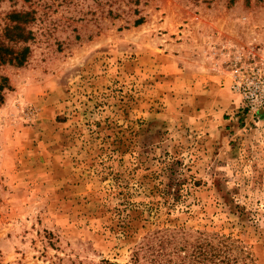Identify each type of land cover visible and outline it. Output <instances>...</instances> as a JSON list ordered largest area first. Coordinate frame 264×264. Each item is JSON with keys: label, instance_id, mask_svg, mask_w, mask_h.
I'll return each mask as SVG.
<instances>
[{"label": "rangeland", "instance_id": "rangeland-1", "mask_svg": "<svg viewBox=\"0 0 264 264\" xmlns=\"http://www.w3.org/2000/svg\"><path fill=\"white\" fill-rule=\"evenodd\" d=\"M257 66L264 0H0V264H133L177 232L264 264Z\"/></svg>", "mask_w": 264, "mask_h": 264}, {"label": "trees", "instance_id": "trees-1", "mask_svg": "<svg viewBox=\"0 0 264 264\" xmlns=\"http://www.w3.org/2000/svg\"><path fill=\"white\" fill-rule=\"evenodd\" d=\"M142 23L143 19L140 18L135 22V25ZM15 29L20 30L19 27H15ZM23 35L20 33V40ZM26 52H28V48ZM24 58L23 55L17 57L15 61L22 64ZM156 238L148 239V244L140 246L135 251L132 258L133 264H141L142 261L147 264H239L240 262V255L236 252L239 246L230 236L217 233L203 236L200 233L193 238L187 233L177 232L170 236H161L157 240V244H154Z\"/></svg>", "mask_w": 264, "mask_h": 264}, {"label": "built area", "instance_id": "built-area-1", "mask_svg": "<svg viewBox=\"0 0 264 264\" xmlns=\"http://www.w3.org/2000/svg\"><path fill=\"white\" fill-rule=\"evenodd\" d=\"M250 71L252 74L236 83V89L244 97V111L258 113L264 108V67L257 66Z\"/></svg>", "mask_w": 264, "mask_h": 264}]
</instances>
